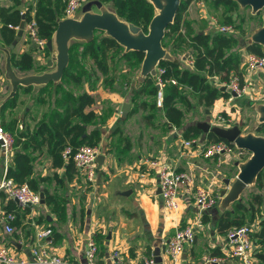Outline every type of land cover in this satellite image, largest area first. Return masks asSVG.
Masks as SVG:
<instances>
[{
  "label": "crops",
  "instance_id": "0c3cea01",
  "mask_svg": "<svg viewBox=\"0 0 264 264\" xmlns=\"http://www.w3.org/2000/svg\"><path fill=\"white\" fill-rule=\"evenodd\" d=\"M193 1L191 0L187 7V17L193 20L195 26L200 18L205 17L207 19V30L211 29L209 20H213V16L209 12H204L205 10H202L203 8L199 6V12L201 11L199 18L189 12L192 9ZM30 3H34V0H0V6H18L22 10ZM28 38L24 27L21 37L13 47L14 51L29 50L34 58L40 59L38 62L42 63L45 66L44 68H48L50 61H52V51L45 50L43 53L40 51L35 53L30 48L32 43L28 41ZM0 44H6L1 35ZM243 48H241V55H243ZM4 63V52L0 49V105L7 101H4V99L11 88L9 80L4 76ZM242 63L243 59L241 65ZM212 76L208 75V78L215 80ZM83 83H86V81ZM82 84L76 85L68 82L66 87L72 88L75 93L87 90L95 96V101L85 109H93L97 117L94 121L84 124L87 132L93 128L99 129L101 138L98 143L102 146L101 153L104 154V158L100 164L97 163L96 176L94 181L91 182L86 179L80 169L72 178H67L63 168L51 165V158L45 147L33 153L36 156L34 159L35 175H52L55 171L58 173V176H48V187L50 192L56 191L65 195L66 216L65 219L60 220L57 213L51 210L45 202L42 204L46 208H43L39 213L33 214L31 208L24 214L21 211L18 213L19 226L21 227L17 230V237L8 235V241L14 246L18 256L27 257V263L25 264H34L25 249H30L35 231L49 225H51L52 233H55V230L58 232L56 238H53L52 234L47 236L46 240L49 246L52 250L67 256L78 264H87L85 252L88 241L93 238L97 230L104 234L102 243L96 244L97 264H145V258L154 257L155 252H158L161 256L163 264H170L166 251L167 238L178 227L187 223L193 224L195 239L192 244L185 247L177 264H202L207 254L222 256L223 260L220 261V264H240L239 260L229 253L226 232L219 231L217 227L222 212L218 208V202L204 210H200L195 202L196 186L207 184V182L213 180L215 184L212 185L213 190H211L213 193L219 194V190L225 186L222 178L232 175L222 173L220 170L215 171L213 176L203 174L200 168L206 171L207 166L199 158V156H202L199 149L197 151L191 150L190 147L182 145V139L184 138L182 130L185 126L190 123L196 124L200 120L215 123V117L210 115V107H204L206 117L196 120H188L187 117L188 111H193L196 106L187 108L183 123L178 127L165 123L166 118L163 115L160 102L152 110L138 108L131 111L135 104L133 99L128 96L121 102L106 98L103 100V104L98 107L96 104L98 100L93 92L94 89H87V87L76 89L77 86ZM141 84H137V87ZM40 85L43 84H33V87L28 91L19 88L16 105L4 111L5 119L17 118L22 126L29 125L30 128H34L41 120L48 121L52 110L56 107L55 95H60V93L52 94L49 99L48 95L44 94L45 99L42 101L39 97H36ZM178 86L179 88H186L183 84H178ZM27 100L32 101V104H28ZM219 100L226 103L227 97L220 96L214 103ZM124 102L129 103L125 116L122 115ZM179 104L186 108L180 101ZM43 105H46V107L42 108ZM59 109L61 110V108ZM150 114L153 115L148 116ZM237 120L232 121L230 124H237ZM196 138L201 141L207 140V134L203 132ZM126 140L128 146H126ZM158 156L165 158L178 170L192 171L193 169L194 171L193 183L184 185L181 188L180 205L176 210L168 209L163 205L160 191H158L156 170L145 162L148 157ZM205 159L217 166L227 164L218 161L216 158ZM11 162L12 154H5L0 146V180L5 169L7 170L6 167ZM230 165L233 169L236 167L235 172H237V161L234 158ZM228 168L231 170L230 166ZM218 175H221V177ZM198 178L203 180V183L199 184ZM204 186L208 187L207 185ZM40 188L43 189V187ZM126 189H131V192L128 194L120 193L121 190ZM6 203L7 198L3 197L0 189V245L5 244L6 240L4 238L8 233L5 224L11 222V219L9 221L5 219L7 213H12L13 217L15 216L12 211H6ZM41 216L46 217V220L37 221V218ZM261 218H264V202L254 220L248 221L255 222ZM257 230H259V224L254 232ZM252 238L255 242L253 232ZM12 239L20 242L21 248H16ZM255 244L259 246L256 242ZM115 252L117 256L114 255Z\"/></svg>",
  "mask_w": 264,
  "mask_h": 264
},
{
  "label": "trees",
  "instance_id": "16d2710c",
  "mask_svg": "<svg viewBox=\"0 0 264 264\" xmlns=\"http://www.w3.org/2000/svg\"><path fill=\"white\" fill-rule=\"evenodd\" d=\"M101 1L104 4L111 3L113 10L120 17L140 26L143 30H147V25L154 14V6L149 0ZM205 1H208L206 6L210 13L212 10L208 6L213 7L214 11L211 14H216L219 23L234 21L235 12L239 8L236 0ZM190 2L191 0H180L173 21L167 25L162 39V44L169 48L174 58L172 60L162 59L158 63V65L165 67V71L162 73L163 77H175L178 83L185 85L186 88H179L178 84L164 82L161 89H159L155 78L148 76L129 95L136 106L131 111L138 108L152 110L160 102L163 115L166 118L165 123L178 127L183 123L187 108H191L196 104L205 108L210 107L220 96H228V93L209 79L208 75L217 74L221 80L228 79L231 71L238 73L240 76L242 75V55L239 46L240 32L223 33L212 29L207 30V19L205 17L200 18L195 26L193 20L187 17V7ZM64 5V0H34V3H30L24 10L18 6H0V35L3 41L7 45L12 42L23 12L26 21L32 17L35 18L40 36L50 38L58 19L64 15ZM244 47L248 51L264 54V46L261 44H247L244 42ZM109 48H122L120 56L130 60L135 69L139 68L144 53L139 50L124 51L123 46L109 35H102L97 39L94 34L93 39L88 42L73 40L69 47V61L60 81L40 85L37 91L36 97H39L42 101L45 99L44 94L51 97L52 94L60 93V95H55L56 107L52 110L48 121L41 120L34 128H30L29 125L22 126L17 118L5 119L4 111L16 105L18 90L13 97L0 105V122L14 136L11 151L12 162L7 166V176H11L18 183L28 184L34 190L43 187L45 204L57 213L60 220L65 219L66 216V197L63 193L50 192L48 187V176H58V173L55 171L52 175H35L34 159L36 156L33 153L45 147L51 158V165L63 168L64 174L69 179L79 172L72 154L67 159L63 157V149L65 146L70 145L73 153L81 144H97L101 135L98 128H93L87 132L84 124L94 121L97 117L93 109H85L95 101V96L87 90L75 93L72 88L66 87V83L72 82L80 85L89 79L92 81L90 77L92 72L83 61L86 56L94 60L100 71L106 73L107 66L103 58L106 49ZM45 50L48 51L50 48L46 46ZM10 52L12 65L17 70L28 73L45 67L43 65L34 66L35 60L29 50L15 52L11 48ZM184 56L193 59L192 67L184 64ZM182 58L183 60H181ZM134 62L139 65L135 67ZM32 87L33 85L19 86L25 91L30 90ZM160 92L161 97H159ZM179 101L186 108L181 106ZM256 130H258L257 132L263 131L264 134V122L258 123ZM201 133L203 131L195 123L188 124L182 130L184 138L197 137ZM206 134L207 140L221 139L214 132ZM126 146H128L127 140ZM255 185L258 188L257 191L252 192L246 200H236L230 208L221 212L217 222L219 231L227 232L235 225L254 220L264 202V169L257 175ZM1 193L3 197L7 198L6 211H12L15 214L10 222L13 229L4 238L7 246L14 247L8 241V235L17 237V230L21 227L19 226L18 213L20 211L22 214L28 212L31 206L22 207L2 189ZM45 220L46 217L43 216L37 218V221ZM258 224L259 230L253 231V236L259 246L254 253L264 263V218L259 219ZM49 227L51 228V225ZM51 234L53 238H56L58 232L55 230V233ZM103 238L104 234L100 230H97L93 235L96 244H101ZM214 264H220V262Z\"/></svg>",
  "mask_w": 264,
  "mask_h": 264
},
{
  "label": "built area",
  "instance_id": "2783aa9c",
  "mask_svg": "<svg viewBox=\"0 0 264 264\" xmlns=\"http://www.w3.org/2000/svg\"><path fill=\"white\" fill-rule=\"evenodd\" d=\"M64 17L77 16L80 12L82 0H64ZM200 7H204L203 0H197ZM213 25L210 24V28L223 33L234 32V26L231 23H219L213 17ZM25 30L28 37L35 44L37 51L44 52L47 46V38L39 35L37 29V23L34 17L26 21ZM245 61L242 63V67L248 71H252L258 67H263L264 70V54H258L253 51H246ZM185 61L188 65H193V59L185 57ZM242 62V61H241ZM165 71V67L157 65L155 81L161 89L164 82H170L179 84L175 77L165 78L162 73ZM217 86H225V90L228 93L227 100H233L244 94L249 88L247 81L244 78L243 72L240 76L238 73L231 71L228 79L221 80L217 74L212 76ZM218 81V83H217ZM161 97V92L159 93ZM215 123L224 126L231 125L232 120L223 115L217 114L214 118ZM212 123V122H211ZM14 136L13 134L4 128L0 122V146L5 154H10L13 148ZM198 138H183L182 145L185 147H191L196 145ZM202 147L199 149V153L205 158H216L218 161H222L224 154H233L237 162L244 159L248 155V151L244 148L237 147L233 142L226 139L217 140H202ZM102 152L101 144H81L72 153L70 145L65 146L63 149V157L69 158L72 154L75 165L83 171L84 176L88 181L93 182L96 176L97 170V155ZM145 162L156 170V177L158 186L160 188V194L163 205L172 210H176L180 205V189L184 185L192 184L194 181L191 171L182 169H176L169 161L163 157H148ZM7 168V167H6ZM0 189H2L8 196L13 199L16 198L17 202L22 206L39 204L40 194L38 190L32 189L26 183H18L11 176H7L6 169L0 180ZM219 194L213 193L211 189L203 185H198L195 188V202L200 210L207 209L217 204ZM13 218L12 213H7L6 220ZM254 225H258V221L250 222L246 221L241 225H235L231 227L227 232L228 250L232 257L239 260L240 264H264L256 255L255 249L258 245L255 244L252 238V232L254 231ZM7 232L12 231L13 227L10 223L5 224ZM52 233V229L47 227L38 228L35 231L33 241L30 245L31 255L33 257L32 263L34 264H78L68 258L67 256L60 254L52 250L46 240L47 236ZM195 239V229L193 224L187 223L184 226L178 227L172 235L167 238L166 251L169 256L170 264H177L180 255L185 250L187 245L193 243ZM97 245L93 238L89 239L86 248L87 264H97L96 258ZM114 255L117 256L115 252ZM223 260V257L216 254H207L202 264H214ZM27 263L26 256H18L14 247L7 246L6 244L0 245V264H25ZM145 264H156L153 256L147 257L144 260Z\"/></svg>",
  "mask_w": 264,
  "mask_h": 264
},
{
  "label": "water",
  "instance_id": "95a60500",
  "mask_svg": "<svg viewBox=\"0 0 264 264\" xmlns=\"http://www.w3.org/2000/svg\"><path fill=\"white\" fill-rule=\"evenodd\" d=\"M154 6L147 31L140 26L121 18L112 8L101 0H90L80 8L77 16H67L58 19L57 25L50 38L47 39V47L52 51V61L48 68L29 72L18 73L11 62L10 49L14 47L21 37L25 27V14L18 24L16 35L9 45L0 44L4 52V76L9 80L11 88L4 101L13 97L20 85H39L60 81L63 71L69 61V47L71 41L93 39L95 30H102L104 35L113 37L124 47V51L139 50L144 53L140 69L136 75V83L141 84L148 76L155 78L156 67L162 59H173L170 50L162 44L166 27L173 21L180 0H149ZM241 8L249 6L251 13L261 11V22L245 38V43H258L264 45V0H236ZM93 5L96 9L93 8ZM264 81V79H263ZM158 86V85H157ZM159 88V86H158ZM221 89H225L222 86ZM129 103L124 102L122 115L127 114ZM257 112V122H264V101L254 104ZM196 125L204 132H214L219 137L233 142L237 147L244 148L248 155L237 162L238 170L233 177H224L225 186L219 190L218 208L224 211L230 205L241 198V194L248 185L256 182L257 175L264 169V134L253 130L241 131L238 124L219 125L207 120H200ZM104 154L97 155V163L103 161ZM158 191L160 188L158 187ZM131 189L121 190L120 193L128 194ZM40 202L44 203V192L40 188ZM17 201L16 198H14ZM16 248H21V243L12 239ZM27 255L33 259L29 248L25 249ZM156 264H163L158 252L154 253Z\"/></svg>",
  "mask_w": 264,
  "mask_h": 264
},
{
  "label": "rangeland",
  "instance_id": "374dc122",
  "mask_svg": "<svg viewBox=\"0 0 264 264\" xmlns=\"http://www.w3.org/2000/svg\"><path fill=\"white\" fill-rule=\"evenodd\" d=\"M88 1H90V0H82V5H84ZM203 1H204V7H202L203 8L202 10H205L204 12H209L207 9V6H206V4L208 5V1H205V0H203ZM193 2L194 3H192V9L189 12L192 13V15L197 16L199 18V14L201 12V11L199 12L200 6L198 5V3H195V2H197V0H194ZM105 4L108 7L112 8L111 3H105ZM93 8L96 9V7L94 5H93ZM208 8H210L212 10V12L214 11L212 6L209 5ZM187 11H188V9H187ZM211 13L209 12V14L212 15L217 20V22H219L216 14H214V13L211 14ZM261 14H262L261 12H258L256 14L252 15L250 13L249 7L241 8L239 6L237 12H235L234 21L227 22V23H231L234 26V33L240 32V36H239L240 48L244 47L245 38L253 31V29L256 26H258L260 24ZM121 18H123V17H121ZM209 22L211 25H213V23H212L213 20H209ZM236 25H238V26H236ZM147 28H148V25H147ZM211 29L214 30V28H211ZM144 31H147V30H144ZM102 35H104L102 30H96L95 31V37L97 39L100 38ZM28 41H30L32 43L30 45V48H32L35 53L39 52V51H37L35 44L33 43V41L30 38H28ZM79 41H81V40H79ZM121 50H122V48L106 49V54L103 58L106 66H107V72L106 73L100 71L96 67L94 60L89 58V56H86L83 60L84 63L87 64V67L90 68V71L92 72V74L90 76L92 78V81H91V79H89L88 81H86V83H83L81 86H77L76 89L77 90L85 89L86 87H87V89H89V88L94 89L93 92L97 97L98 103H96V104L98 107L103 104V100L106 98H108L110 100L112 99V100H117L118 102H121V101L125 100L126 98H128V96L137 89L136 74L138 73L140 66H139V68L135 69L132 66V62L130 60H126L123 58V56H120ZM240 51H241V49H240ZM242 54H243L242 59H243V61H245V57H244V56H246L245 48L242 49ZM34 60H35L34 61L35 67L42 65V63L38 62V60L40 61V59L35 57ZM183 62L185 65H188L185 60ZM133 65H136L135 67H137V65H139V64L134 62ZM140 65H141V63H140ZM188 66H190V65H188ZM15 69L17 70V68H15ZM42 69H45V68H42ZM42 69H39V70H42ZM35 71H38V70H35ZM17 72L20 74L25 73V72L20 71V70H17ZM31 72H34V70ZM242 72H243L245 80L247 81V85L249 86V88L244 92V94L242 96L235 98L233 100H227L226 103H222V100L215 102L213 104V106H210V109H211L210 115L215 117L216 114H220V115H223L225 117L230 118L232 121L237 120L236 118H239L237 120V124L241 128V131L246 132L249 130H253L256 133L263 134L262 133L263 131L257 132L258 130H256V125L258 124V122L256 119L257 118V112L254 109L255 103L264 101V81H263L264 70H263V67H258L252 71H248V70L244 69V66H243ZM217 83H218V81H217ZM49 98H50V96H48V99ZM26 102L28 104H32V101H30V100H27ZM195 106H196V109H194L193 111H191V110L188 111V114H187V117L189 118L188 120L202 119V118L207 116V114L204 111V107L202 105L196 104ZM45 107H46V105L42 106V108H45ZM214 124H216V123H214ZM201 147H202V142H201V140L198 139L197 144L191 146L189 149H191V150L194 149L197 151ZM230 156L234 157L233 154H224L222 156L221 162L228 164V165L226 164L223 166H217L215 163L208 161L207 159L203 158L202 156H199L200 160H202V163H204L207 166L206 171L203 170V168H200V171L203 174H207L208 176H213V175H215V173H214L215 171L220 170L222 173L232 175L229 177H233V175L236 173L235 169H237V168L236 167H234V169L231 168V165H233V164L230 165V163H231V161H233V158H230ZM228 166H230L231 170L228 168ZM194 170H196V169L194 168ZM193 172L194 171L192 169L191 173L194 174ZM218 176L221 177V175H218ZM219 179H221V178H219ZM202 181L203 180H200L198 178L199 184L203 183ZM214 184L215 183L212 180V181L207 182V184H204V185H207L210 189H212L211 187ZM201 185H203V184H201ZM112 186H113V183L111 184V191H112ZM257 189L258 188L255 184L248 185L245 188V190L243 191V193L241 194L240 199L246 200L249 197V195L252 192L257 191ZM181 190L182 189H180V191ZM43 205L44 204H42V203L31 205V209L33 210V214L39 213L41 210H43V208H46V206H43ZM253 226L255 228H257L256 225L253 224ZM17 253L18 252H16V254Z\"/></svg>",
  "mask_w": 264,
  "mask_h": 264
},
{
  "label": "flooded vegetation",
  "instance_id": "af4514ba",
  "mask_svg": "<svg viewBox=\"0 0 264 264\" xmlns=\"http://www.w3.org/2000/svg\"><path fill=\"white\" fill-rule=\"evenodd\" d=\"M246 7H249V6H246ZM81 8V7H80ZM244 8V7H243ZM250 8V7H249ZM80 10V9H79ZM258 12H261V11H258ZM258 12H256V13H258ZM250 13H251V9H250ZM256 13H251L252 15L253 14H256Z\"/></svg>",
  "mask_w": 264,
  "mask_h": 264
}]
</instances>
